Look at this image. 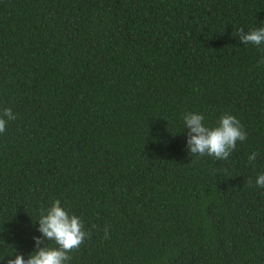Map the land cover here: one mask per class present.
<instances>
[{"label": "trees", "instance_id": "obj_1", "mask_svg": "<svg viewBox=\"0 0 264 264\" xmlns=\"http://www.w3.org/2000/svg\"><path fill=\"white\" fill-rule=\"evenodd\" d=\"M260 27L264 0H0V264L56 199L88 233L67 264H264ZM186 112L247 139L192 157Z\"/></svg>", "mask_w": 264, "mask_h": 264}, {"label": "clouds", "instance_id": "obj_2", "mask_svg": "<svg viewBox=\"0 0 264 264\" xmlns=\"http://www.w3.org/2000/svg\"><path fill=\"white\" fill-rule=\"evenodd\" d=\"M238 37L244 45L253 44L260 48L262 55L259 63L264 64V47H261L264 46V27L248 31L239 28ZM15 118L12 110L5 108L0 113V133L5 132L7 121ZM182 119L184 128L189 129L187 145L192 157L208 155L216 160H227L236 149L237 141L247 139L248 134L243 130L240 120L231 114L222 115L214 127L206 126L205 117L199 113L186 112ZM257 155L256 152L251 153L248 162L253 163ZM248 184L251 185L252 181L249 180ZM256 186L264 188V172L258 175ZM37 222L42 236L33 237L36 250L27 258L19 253L11 255L14 258H9L7 264H67L71 259L69 253L78 249L88 236L80 218L62 207L59 199L54 200L46 210L41 209ZM107 235L108 229L105 228V236ZM45 240L54 242L56 247L49 244L42 246Z\"/></svg>", "mask_w": 264, "mask_h": 264}]
</instances>
